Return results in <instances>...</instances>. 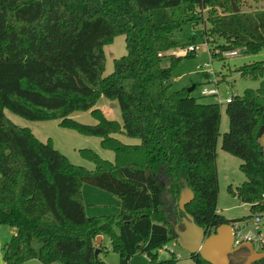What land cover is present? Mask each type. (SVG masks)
I'll use <instances>...</instances> for the list:
<instances>
[{
  "label": "trees",
  "instance_id": "obj_1",
  "mask_svg": "<svg viewBox=\"0 0 264 264\" xmlns=\"http://www.w3.org/2000/svg\"><path fill=\"white\" fill-rule=\"evenodd\" d=\"M232 1L239 5L240 0ZM204 6H209L208 32L223 39L219 51L210 46L211 54L264 48V8L233 11L231 0H0V224L14 228L1 247L5 264L29 258L106 264L94 253L98 234L107 236L117 264H128L136 252L152 263L158 249L175 237L184 184L193 193L184 212L206 234L239 220L215 208L219 102L190 94L197 82L190 91L172 88L171 70L193 51L165 53L194 43L195 35L182 41L173 32L196 21L197 9ZM117 33L124 34L125 53L102 75V46ZM238 71L257 80V86L225 103L228 127L220 146L240 159L245 176L229 191L252 211L262 210L264 154L255 138L264 127V62L243 63ZM100 94L117 100L121 123L93 107ZM3 108L28 119L59 118L62 127L98 136L113 158L81 147L79 153L93 168L73 164L49 138L41 141L28 127L10 121ZM86 109L94 123L67 116ZM114 132L139 141L122 142ZM82 182L115 195L118 210L88 215ZM248 252L243 244L228 258L241 264ZM190 257L194 264H210L198 253ZM159 263L173 264L174 257ZM249 264H264V257Z\"/></svg>",
  "mask_w": 264,
  "mask_h": 264
},
{
  "label": "rangeland",
  "instance_id": "obj_2",
  "mask_svg": "<svg viewBox=\"0 0 264 264\" xmlns=\"http://www.w3.org/2000/svg\"><path fill=\"white\" fill-rule=\"evenodd\" d=\"M236 6L239 10L264 8V0H240L239 5ZM208 8L209 6L199 7L197 9L198 17L196 18V21H190L184 24L180 30H175L173 32V35L182 41L189 36L195 35L194 43L191 42L195 45V51L192 56L180 60V62L171 70V79L173 80L172 88L188 87L194 82H197V86L190 91V94L196 96L199 101L218 102V97L224 98L226 95L240 94L245 88H255L257 86V80L240 75L238 66L256 60L264 62V48H261L254 53H244L242 48L239 47L235 48V54L229 53V50L219 52V56L218 54H211L209 51L210 46L213 47L214 50L216 49L219 51L217 43L223 39L215 33L212 34L208 32V27L210 25L207 19ZM217 12H219V8H217ZM102 49L104 54V64L101 74L105 75L112 71L113 60L125 53L124 34H115L111 41L102 46ZM169 50L167 53L172 51ZM203 62L209 63L207 67L211 69L212 75H208L207 72L201 71L200 68L196 67L197 64H202ZM166 63L167 59L163 57L161 64L166 65ZM201 66L202 65H200V67ZM210 77L216 81L218 95L200 94L199 86L202 84L211 85V81L209 80ZM93 107L100 108L106 117L116 119L121 123L120 110L116 99L100 94L96 102L93 104ZM3 113L13 123L19 126L28 127L39 140L45 141L49 138L53 147L63 153L73 164L81 165L88 169L93 168L92 161L79 153L78 148L81 147L91 148L103 158L109 160L113 158V153L110 149L102 148L99 145L98 136L81 134L74 129L62 127L58 124L59 118L43 120L28 119L14 113L8 108H3ZM219 113L218 135L215 141L217 174V198L215 208L219 214L227 219H239L236 223L243 228V231H245L246 227L249 226L246 224H249L253 214L260 215L261 221L264 220V209L252 211L249 203L240 201L229 191L228 186L234 187L236 184L244 180L245 176L238 168L240 159L237 156L226 152L220 146L221 135L228 127V117L225 113L224 101L219 103ZM67 116L83 123L95 122L94 118L89 113V109L74 110L69 112ZM112 135L125 143H137L139 141L138 137L128 136L122 132H114ZM86 187L96 190L94 191L95 194H91L92 197L98 198L93 200L96 205L95 207L89 208L88 201L90 200L87 199ZM97 189L103 191L104 195L107 197H99V195H96V192L98 191ZM81 192L83 195L82 197L84 198L85 212L88 215L117 211V209L113 207V203L117 202L118 199L112 193L86 182H82ZM99 203H106L110 206H108L107 209H103V206L98 205ZM243 217L246 218L244 219ZM178 223L179 222H177V224ZM0 225V228L2 229H10V226L8 225ZM7 238L9 237L5 234V240H7ZM165 244L167 248L161 247L158 249L156 259L152 264L156 262V264H161L159 263L160 260L169 258L171 255L174 257L173 264H194L188 251L180 247L175 239H170ZM108 245L109 240L107 236L102 235V241L98 244V247L103 251H100L99 255L103 258L106 264H117V254L110 248L107 249ZM168 248L171 250L168 251ZM256 248H258L257 245L253 247V249ZM176 253L179 254L178 257L175 256ZM128 264H149V261L145 255L136 252L130 257Z\"/></svg>",
  "mask_w": 264,
  "mask_h": 264
},
{
  "label": "water",
  "instance_id": "obj_3",
  "mask_svg": "<svg viewBox=\"0 0 264 264\" xmlns=\"http://www.w3.org/2000/svg\"><path fill=\"white\" fill-rule=\"evenodd\" d=\"M232 10L238 11V7L231 0ZM192 84L186 87L187 91L192 89ZM260 146L261 152L264 154V128L255 138ZM193 196L191 189L184 184L179 192L177 199L178 209L181 210L179 222L181 227L177 226V222L173 223V230L175 234L176 243L188 251L189 255L198 253L199 256L210 264H233L228 258V254L234 252L239 248L238 246H231L233 227L230 222H223L218 224L215 229L206 234L204 228L197 225L190 214L184 212V204L187 203ZM262 229L264 231V220L262 221ZM100 235H96L95 242L99 243ZM249 248L248 254L241 264H249L251 261L264 257V249H252L250 243H244ZM98 252V248L94 249V253Z\"/></svg>",
  "mask_w": 264,
  "mask_h": 264
},
{
  "label": "built area",
  "instance_id": "obj_4",
  "mask_svg": "<svg viewBox=\"0 0 264 264\" xmlns=\"http://www.w3.org/2000/svg\"><path fill=\"white\" fill-rule=\"evenodd\" d=\"M172 51L170 53L174 55H181L185 54L189 51H195V46L192 43H188L183 46H178L176 48L171 49ZM229 53L235 54V49L229 50ZM209 63L203 62L202 64H197L196 67L200 68L201 71L207 72L208 75H212V71L209 67H207ZM200 65H202L200 67ZM211 81V85H205L202 84L199 86V93L200 94H216L218 95V90L216 86V81L212 79V77L209 78ZM231 95H228L223 99V101L226 103L230 100ZM219 102V101H218ZM249 225L246 227V230L243 231V228L236 223V221L232 224L233 227V236H232V242L231 246H238L240 244L244 243H250L253 247L257 245V247L260 249L261 247H264V231L262 229V221L261 216L258 214H253V216L250 219ZM163 248H167L166 244L162 246ZM171 249L168 248V251ZM174 254V253H173ZM176 257L179 256L178 253L175 254Z\"/></svg>",
  "mask_w": 264,
  "mask_h": 264
},
{
  "label": "crops",
  "instance_id": "obj_5",
  "mask_svg": "<svg viewBox=\"0 0 264 264\" xmlns=\"http://www.w3.org/2000/svg\"><path fill=\"white\" fill-rule=\"evenodd\" d=\"M195 46V45H194ZM171 50V49H170ZM169 50V51H170ZM167 51L168 50H166V52L165 53H167ZM183 58H185V57H183ZM182 58V59H183ZM181 59V60H182ZM228 95H226L225 97H227ZM224 97V98H225ZM224 98H221V97H218L217 98V100L219 101V103H221L222 101H223V99ZM102 111V110H101ZM103 112V111H102ZM103 114H104V112H103ZM105 115V114H104ZM217 153V152H216ZM215 157H216V154H215ZM214 162H215V167H216V158L214 159ZM87 189H86V195H87V199H89L90 201H88L89 202V208H91V207H95L96 205L94 204V202H93V200H95V199H98V198H94V197H92V195L93 194H95L94 193V191H96L95 189H91L90 187H86ZM98 190V189H97ZM92 194V195H91ZM96 195H99V197H107L106 195H104V192L103 191H97L96 192ZM83 196V195H82ZM98 197V196H97ZM83 201H84V198H83ZM99 206H103V209H107V207L108 206H110V205H108V204H103V203H99L98 204ZM85 207V206H84ZM87 207V206H86ZM113 207L114 208H116L117 210H118V206H117V202H115V203H113ZM217 211V210H216ZM110 213H115V212H110ZM101 214V213H100ZM1 226V225H0ZM14 232V228L13 227H10V229H2V228H0V264H5V262H4V260L2 259V249H1V247H2V244L6 241L5 240V234L6 235H8V237L11 235V233H13ZM4 237V238H3ZM4 239V240H3ZM8 239V238H7ZM101 241H102V235H100V242L99 243H101ZM98 243V244H99ZM107 249H109L108 247H107ZM98 254H99V248H98V252H97ZM143 255H145V254H143ZM100 256V255H99ZM146 256V255H145ZM102 258V257H101ZM146 258L148 259V257L146 256ZM103 259V258H102ZM106 263V262H105ZM17 264H44V263H42V262H40V261H38L37 259H35V258H29V259H27V260H24V261H22V262H20V263H17ZM50 264H60V263H57V262H53V263H50ZM149 264H152L151 262H149Z\"/></svg>",
  "mask_w": 264,
  "mask_h": 264
},
{
  "label": "flooded vegetation",
  "instance_id": "obj_6",
  "mask_svg": "<svg viewBox=\"0 0 264 264\" xmlns=\"http://www.w3.org/2000/svg\"><path fill=\"white\" fill-rule=\"evenodd\" d=\"M264 128V127H263ZM263 128H262V130H263ZM252 249H253V246L251 247ZM256 249H259V248H256ZM260 250V249H259ZM232 253V252H231ZM234 253V252H233ZM233 253H232V255H233Z\"/></svg>",
  "mask_w": 264,
  "mask_h": 264
}]
</instances>
